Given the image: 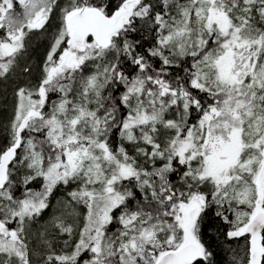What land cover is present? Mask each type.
Masks as SVG:
<instances>
[{
    "label": "snow or ice",
    "instance_id": "snow-or-ice-1",
    "mask_svg": "<svg viewBox=\"0 0 264 264\" xmlns=\"http://www.w3.org/2000/svg\"><path fill=\"white\" fill-rule=\"evenodd\" d=\"M0 264H264V0H0Z\"/></svg>",
    "mask_w": 264,
    "mask_h": 264
}]
</instances>
